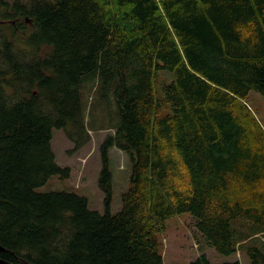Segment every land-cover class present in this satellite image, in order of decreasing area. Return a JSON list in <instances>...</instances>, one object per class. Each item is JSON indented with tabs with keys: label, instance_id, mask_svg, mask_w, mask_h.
Returning <instances> with one entry per match:
<instances>
[{
	"label": "trees",
	"instance_id": "1",
	"mask_svg": "<svg viewBox=\"0 0 264 264\" xmlns=\"http://www.w3.org/2000/svg\"><path fill=\"white\" fill-rule=\"evenodd\" d=\"M253 90L264 100V0H0V259L165 264L158 233L190 213L219 253L264 264ZM54 128L76 146L89 129L114 130L101 145L104 212L76 192L36 190L69 173ZM113 146L132 162L116 213Z\"/></svg>",
	"mask_w": 264,
	"mask_h": 264
},
{
	"label": "rangeland",
	"instance_id": "2",
	"mask_svg": "<svg viewBox=\"0 0 264 264\" xmlns=\"http://www.w3.org/2000/svg\"><path fill=\"white\" fill-rule=\"evenodd\" d=\"M25 22V32L29 33L33 29L32 22L28 19ZM85 91L87 95H92L93 90L90 93L88 90ZM93 99L89 96L90 107H92ZM248 101L264 125V100L262 96L253 90L250 92ZM94 114L97 117L98 125L103 122L106 124L107 116L103 112L95 110ZM113 132L114 130L105 128L89 129V140L76 146L64 129L54 128L52 149L55 153L56 162L62 167H68L69 173L64 177H60L59 174L52 175L44 185L36 188V190L41 192L52 190L76 192L87 198L90 209L104 212V193L99 186V177L103 166L101 145L107 135ZM109 161L113 175L111 212L116 213L121 208L122 194L130 186L132 162L126 152L115 146L109 149ZM230 191L234 193V190L231 189ZM158 237L165 264H190L203 254L213 264L237 259L243 264H250L249 258L243 250L229 255L221 254L205 242L197 231L190 213H183L168 219L165 222V229L158 233Z\"/></svg>",
	"mask_w": 264,
	"mask_h": 264
},
{
	"label": "water",
	"instance_id": "3",
	"mask_svg": "<svg viewBox=\"0 0 264 264\" xmlns=\"http://www.w3.org/2000/svg\"><path fill=\"white\" fill-rule=\"evenodd\" d=\"M0 249H1V250H5V249H4V248H2V247H0ZM0 262H3V263H5V264H7V262H6V261H3V260H1V259H0Z\"/></svg>",
	"mask_w": 264,
	"mask_h": 264
}]
</instances>
